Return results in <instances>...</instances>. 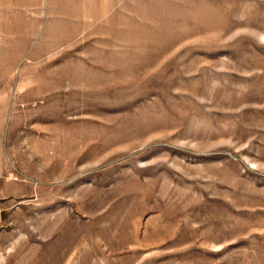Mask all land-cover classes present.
Returning <instances> with one entry per match:
<instances>
[{"label":"rangeland","instance_id":"rangeland-1","mask_svg":"<svg viewBox=\"0 0 264 264\" xmlns=\"http://www.w3.org/2000/svg\"><path fill=\"white\" fill-rule=\"evenodd\" d=\"M0 264H264V0H0Z\"/></svg>","mask_w":264,"mask_h":264}]
</instances>
